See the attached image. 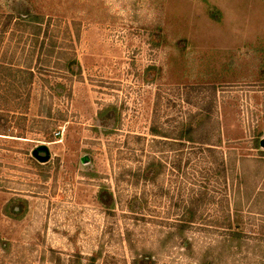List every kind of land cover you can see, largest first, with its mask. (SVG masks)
Returning <instances> with one entry per match:
<instances>
[{
	"label": "rangeland",
	"instance_id": "374dc122",
	"mask_svg": "<svg viewBox=\"0 0 264 264\" xmlns=\"http://www.w3.org/2000/svg\"><path fill=\"white\" fill-rule=\"evenodd\" d=\"M206 1L220 22L202 0H0L51 36L21 24L0 42V264H131L127 232L154 264H264V0ZM189 121L194 142L176 140ZM188 207L187 249L165 237ZM226 216L243 235L223 246Z\"/></svg>",
	"mask_w": 264,
	"mask_h": 264
},
{
	"label": "trees",
	"instance_id": "16d2710c",
	"mask_svg": "<svg viewBox=\"0 0 264 264\" xmlns=\"http://www.w3.org/2000/svg\"><path fill=\"white\" fill-rule=\"evenodd\" d=\"M202 1L207 6V9H208V12L211 18H213L216 23L220 22V17H219L220 14L206 0H202ZM23 14L25 15L24 16L17 15L18 22L14 21L15 18L11 15H4V16L0 15V42H1L2 36H4L7 32L12 33L13 31H17V30L20 31V29L18 28L19 27L21 28V24L23 27L21 32H26V33L30 32L35 43L38 42V38L41 34L43 35L45 39H48V40L51 39V36L49 35L48 27H42L43 18H40L37 15H31L30 12H24ZM55 47H56V43L53 41H50V45L48 47L45 46V51L48 48L49 55H46V57L42 59L44 40L41 41L40 47L38 48L37 57L35 59V62L37 63L45 62L44 60L48 59L47 58L48 56L49 57L52 56V54L54 53ZM29 61L30 63L28 65H31V60ZM75 66H76V70L74 69ZM30 67L28 66L23 70V72H19L22 74L21 76H24L22 80L25 83L24 84L25 86H26V83L29 84L34 77L32 68ZM66 69L71 73L79 74V66L76 62L72 60L66 64ZM4 82L7 83V81L3 80V83ZM7 84L9 85V83ZM6 89L8 90V88H5V90ZM3 100L4 102L7 101L5 99ZM11 110L12 108H10V110L6 108L4 110V113L0 112V122L3 121V123L0 124V135L1 133H4L7 130L6 124L9 123L7 120V117H8V114L11 112ZM115 115H116V109L110 106V108L104 109L103 111L99 112L98 117L99 119H106L105 121H110L112 118L113 119L115 118ZM194 126L196 125L191 123L190 121L187 122L186 125L180 128V131L178 132L179 134L176 140H179L180 142H184V141L194 142V138H193V134L195 130ZM155 129L156 128H152L151 130V135L153 137H158V138L164 137L163 134H161V132H158V129L157 130ZM258 145H259V142L258 140H256V147ZM153 167H154L153 162H149L146 165H144L143 170L141 172L142 173L141 178L140 177L139 178L143 180L144 182H147V181L153 182L155 178L159 175V171L155 170V167L154 168ZM97 200L105 208H110V206H113V198H112L111 193L109 192L104 191V192L98 193ZM15 207H18L19 209L18 212H16L13 209ZM23 207L24 206H23L22 200H18L17 204L11 208V213L14 215L19 214L23 211ZM192 207H188L186 209V211L184 212V215L182 216L180 221L176 224L175 229L172 232H169L167 236L165 237L168 241H173L176 239V241H178L181 245L183 246L185 245L187 249L190 248V244L186 242L187 241L186 231L188 228H191L196 223V220L198 219V218L196 219L197 211L196 209H193ZM219 227L222 228L226 233H228L227 235L224 234V237H223L224 240L222 243L223 246H225L226 243H228V241H231V242L234 240L239 241L243 235L241 226L239 225V223H237V220H235L233 223V221L230 220L229 216H226L223 222L219 224ZM126 241L128 243L129 249H131V251L133 252V258H132L131 264H154V262L152 261V256L148 251L142 250V252H137L134 249V246L132 245V241L130 238V234L128 232L126 233ZM130 245H131V248H130ZM97 259L98 258L96 254L92 255L87 259V262L85 264H96ZM213 259H214L213 257L210 258L209 260L210 264H212ZM76 263L82 264L79 262H76Z\"/></svg>",
	"mask_w": 264,
	"mask_h": 264
},
{
	"label": "water",
	"instance_id": "95a60500",
	"mask_svg": "<svg viewBox=\"0 0 264 264\" xmlns=\"http://www.w3.org/2000/svg\"><path fill=\"white\" fill-rule=\"evenodd\" d=\"M260 148H264V140H260ZM41 153L43 156L40 155ZM32 156L39 163H46L49 160V150L45 145L38 146L32 151ZM82 161L84 162L85 158Z\"/></svg>",
	"mask_w": 264,
	"mask_h": 264
},
{
	"label": "built area",
	"instance_id": "2783aa9c",
	"mask_svg": "<svg viewBox=\"0 0 264 264\" xmlns=\"http://www.w3.org/2000/svg\"><path fill=\"white\" fill-rule=\"evenodd\" d=\"M55 135H56V136H58V135H59V133H56Z\"/></svg>",
	"mask_w": 264,
	"mask_h": 264
}]
</instances>
